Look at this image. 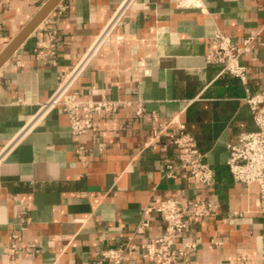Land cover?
I'll return each instance as SVG.
<instances>
[{
    "label": "crops",
    "instance_id": "obj_1",
    "mask_svg": "<svg viewBox=\"0 0 264 264\" xmlns=\"http://www.w3.org/2000/svg\"><path fill=\"white\" fill-rule=\"evenodd\" d=\"M47 1L0 0V54ZM122 1L60 0L0 67V264H95L130 236L142 243L161 235L156 208L167 199L213 204L210 218L192 220L178 237L197 247L177 264L242 256L264 264L259 187L235 182L227 166V146L257 129L244 99L264 87V0H136L99 45ZM216 32L238 43L256 36L240 58L246 84L207 64ZM92 45L90 63L64 86L83 100L131 105L97 117L78 137L61 107L41 110ZM182 125L214 171L210 186L186 171L165 176L178 163L172 136ZM79 143L86 165L74 151ZM141 220L149 226L136 234ZM125 262L159 264L134 252Z\"/></svg>",
    "mask_w": 264,
    "mask_h": 264
},
{
    "label": "built area",
    "instance_id": "obj_2",
    "mask_svg": "<svg viewBox=\"0 0 264 264\" xmlns=\"http://www.w3.org/2000/svg\"><path fill=\"white\" fill-rule=\"evenodd\" d=\"M32 1L34 3L41 2V0ZM135 1H122L114 12L109 25L99 36V45L105 36L126 17ZM177 3L179 6L199 5L198 0H177ZM255 38V35H251L241 43H238L228 36L216 32L211 39L213 49L206 57L207 64L220 65L222 72L237 77L242 83L246 84V67L240 62V58L243 54L251 52V44ZM92 47L93 45L70 74L62 80L57 92L44 106L45 108L41 110L44 111L47 107L52 106L61 107L68 116L72 134L78 137L87 134L93 129L97 117L115 114L120 108L131 105L129 101L113 100L106 97L98 100H83L73 88L70 89L69 86H64L66 80L70 79L71 75L81 64L85 63L81 70L82 72L90 63L89 54ZM91 94H95V91H92ZM244 101L252 111L257 129L256 131L240 134L236 143L227 146L229 153L227 166L235 182L245 185L256 184L259 187V205L264 215V87L255 94H248ZM138 107L137 114H140L139 104ZM37 118H40L39 114L33 121L37 120ZM30 126L31 124L27 127ZM166 128L167 125H161L156 133H161ZM172 139L179 150L178 163L167 164L165 166V176L173 179L178 171H186L195 177L199 184L210 186L214 182V171L204 161L205 154L198 150L193 138L185 131L184 125L180 126L178 136H172ZM74 151L80 163L86 165V146L79 143ZM156 212L164 223V230L161 235L142 243L134 242V237L130 236L122 246L104 249L95 264H130L125 262V256L128 252L139 253L150 262L177 264L186 251L197 247L195 242H183L178 237L186 232L192 220L210 218L213 215V204L209 201L195 200L192 204L186 205L177 199H167L160 202ZM148 226V221L141 220L136 234H144ZM14 237L17 236L15 235ZM212 243L215 242L212 241ZM35 248L33 244H30L26 249L29 251ZM245 260L246 258L242 256L240 262H231L229 264H245Z\"/></svg>",
    "mask_w": 264,
    "mask_h": 264
},
{
    "label": "water",
    "instance_id": "obj_3",
    "mask_svg": "<svg viewBox=\"0 0 264 264\" xmlns=\"http://www.w3.org/2000/svg\"><path fill=\"white\" fill-rule=\"evenodd\" d=\"M48 0L47 2H49ZM60 0H57L55 4L43 15H41L42 7L40 8L39 12L36 14V16L25 26V28L14 38L16 39L18 36L23 35L22 39L20 42L12 47V42L14 39L11 41V43L6 47V49L0 54V67L5 63V61L9 58V56L25 41V39L39 26V24L47 17V15L53 10V8L58 4Z\"/></svg>",
    "mask_w": 264,
    "mask_h": 264
},
{
    "label": "bare ground",
    "instance_id": "obj_4",
    "mask_svg": "<svg viewBox=\"0 0 264 264\" xmlns=\"http://www.w3.org/2000/svg\"><path fill=\"white\" fill-rule=\"evenodd\" d=\"M57 0H50L49 2H47L43 7H42V9H41V11H42V13H41V15H43L44 13H46L54 4H55V2H56ZM22 37H23V35L20 37V38H18L14 43H13V46L12 47H14V46H16L19 42H20V40L22 39ZM79 72V71H78Z\"/></svg>",
    "mask_w": 264,
    "mask_h": 264
}]
</instances>
